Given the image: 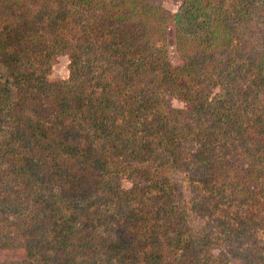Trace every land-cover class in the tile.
<instances>
[{"label": "trees", "instance_id": "obj_1", "mask_svg": "<svg viewBox=\"0 0 264 264\" xmlns=\"http://www.w3.org/2000/svg\"><path fill=\"white\" fill-rule=\"evenodd\" d=\"M180 1L171 13L149 0H0V207L14 213L0 219L14 251L3 264H216L180 175L226 243L264 224V0ZM157 15L175 24L182 64ZM63 53L71 76L51 80ZM218 123L258 161L242 171L215 152Z\"/></svg>", "mask_w": 264, "mask_h": 264}, {"label": "rangeland", "instance_id": "obj_2", "mask_svg": "<svg viewBox=\"0 0 264 264\" xmlns=\"http://www.w3.org/2000/svg\"><path fill=\"white\" fill-rule=\"evenodd\" d=\"M151 4L161 5L168 12L176 13L180 7V0H149ZM158 16V15H157ZM157 24L160 27H166L164 40L167 44V55L172 64H182L184 58L181 53L180 46L177 44L180 37L177 34L175 24H170L167 21H163L161 16L157 17ZM170 25H169V24ZM156 25V26H157ZM163 41V40H160ZM71 58L67 53L59 54L55 57L49 78L51 80H65L71 76L70 72ZM171 105L175 108H186L187 103L178 99H172ZM212 148L215 152L237 159L240 168L244 171L249 164L258 161L259 148L251 141L247 136L235 131L234 129L224 124H215L212 127ZM184 175H180V181L178 190L182 197L183 205L186 207L191 219L190 227L193 232H196L195 236L205 238V243L200 244L199 247H207L210 252L215 254V258L212 259L216 264H264V224L262 222L255 224L257 232L255 234L245 235L243 237L236 238L233 247L232 242L226 243L224 234L220 231L219 220L221 217L213 218V213L203 210L198 207L197 197L198 193L195 192L191 183L185 180ZM141 179H122V184L126 187L131 186L135 181ZM14 218V213L11 208H7L6 204L0 207V219L4 217ZM259 229V231H258ZM205 233H207L205 235ZM207 236V237H206ZM178 253L183 254L182 251ZM14 251L11 249H4L0 247V264L9 262L13 257ZM175 258V252H172ZM186 262L196 261L197 257L183 254Z\"/></svg>", "mask_w": 264, "mask_h": 264}]
</instances>
